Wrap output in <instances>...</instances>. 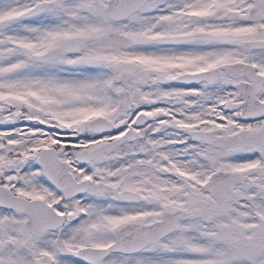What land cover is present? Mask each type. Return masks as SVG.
I'll use <instances>...</instances> for the list:
<instances>
[{
  "label": "snow or ice",
  "instance_id": "obj_1",
  "mask_svg": "<svg viewBox=\"0 0 264 264\" xmlns=\"http://www.w3.org/2000/svg\"><path fill=\"white\" fill-rule=\"evenodd\" d=\"M0 264H264V0H0Z\"/></svg>",
  "mask_w": 264,
  "mask_h": 264
}]
</instances>
